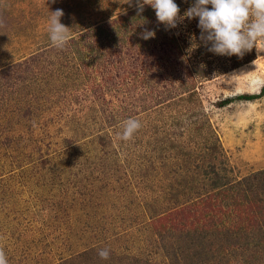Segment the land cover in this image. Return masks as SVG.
<instances>
[{
	"label": "rangeland",
	"instance_id": "1",
	"mask_svg": "<svg viewBox=\"0 0 264 264\" xmlns=\"http://www.w3.org/2000/svg\"><path fill=\"white\" fill-rule=\"evenodd\" d=\"M124 2L0 0L8 264H264V53L209 52L198 18L160 23L176 55L163 56L155 30L136 52L155 10ZM175 2L183 17L194 0ZM56 9L64 49L47 31ZM153 70L164 77L148 79ZM241 93L260 95L224 103ZM129 118L141 128L125 141ZM203 196L214 204L196 213Z\"/></svg>",
	"mask_w": 264,
	"mask_h": 264
},
{
	"label": "clouds",
	"instance_id": "2",
	"mask_svg": "<svg viewBox=\"0 0 264 264\" xmlns=\"http://www.w3.org/2000/svg\"><path fill=\"white\" fill-rule=\"evenodd\" d=\"M124 3L131 5L132 0H125ZM145 5L155 10L158 23L164 24L166 28H175L178 19L198 18L200 40L208 46L209 52L241 58L253 48L258 54L264 53V0H194L183 17L175 0H136L138 15L144 11ZM62 16V9L51 11L47 25L51 44L57 49H64L70 40V28L61 23ZM154 37L155 31L147 28L141 33V38L145 40ZM140 128L138 119L129 118L124 122L119 138L130 140ZM98 255L101 259H108L110 250L100 249ZM0 264H8L2 248Z\"/></svg>",
	"mask_w": 264,
	"mask_h": 264
},
{
	"label": "trees",
	"instance_id": "3",
	"mask_svg": "<svg viewBox=\"0 0 264 264\" xmlns=\"http://www.w3.org/2000/svg\"><path fill=\"white\" fill-rule=\"evenodd\" d=\"M155 13V12H154ZM151 14V15H149L148 16V18H149V21L148 22H146V26L148 27L147 29H149V27H152V30H155L156 31V33L158 34V37L156 36V39H157V42H159L160 44L159 45H162V53H163V56L164 57H170V56H173V55H176V54H174L173 52H174V46H175V44H176V42H174L175 40V38L174 37H171V38H169V34L165 31L166 30V28H163L162 27V24H160V23H158V21H157V17H156V14ZM160 24V25H159ZM115 25H117V24H115ZM143 25H145V24H142V22H141V28H140V31H138L139 33L138 34H141L143 31H144V27H143ZM164 26V25H163ZM165 27V26H164ZM120 28H121V25H120ZM144 28V29H143ZM108 30L109 29H107V32H108ZM111 30H114V28L112 29L111 28ZM150 30V29H149ZM115 31V34H114V36H112L109 40H110V42L111 43H113L114 45H116L117 43H116V41H117V38H118V26H116V29L114 30ZM129 28L128 29H126L125 31H124V34H129V36H133V35H131L129 32ZM136 33V32H135ZM134 37V36H133ZM132 37V38H133ZM141 37V36H140ZM170 39V41H168V47L167 46H165V48H167V49H165L163 46H164V44H165V42H163V40L162 39ZM168 39V40H169ZM133 40V39H132ZM148 40L149 39H147V40H145L144 41V43L141 41V39H138V41H135L133 44H134V46H136V52H139L140 51V48L141 47H143V46H145L146 44H147V42H148ZM117 47V46H116ZM118 49V51H120V53H121V51H122V48L120 49V47L119 48H117ZM113 51V50H112ZM131 56H129V58H130ZM137 57H138V59L137 60H139V59H141V54H139V55H137ZM95 58H97L98 59V57H95ZM124 59H127V58H125V57H123ZM84 58L82 59V62L81 63H83V65H84ZM97 63H96V67H99V68H101V67H103L104 66V64H105V66L106 65H108L106 62H104V60H102V61H97V60H95ZM132 61H134V62H136V60H129L128 59V63H130V62H132ZM98 65V66H97ZM148 77V79H151V80H160V79H162L164 76H163V73H161V71L160 70H153L152 72H150L149 73V75L147 76ZM261 94L262 93H264V85L262 86V88H261V92H260ZM259 93L258 94H249V93H241V94H238L235 98H230V99H226V100H224V103H228V102H230V101H232V100H235V99H238V100H252V99H254V98H256V97H259ZM224 190H222L221 189V191H220V189H219V187H218V190H215L214 192H216V196L217 197H219V195L223 192ZM232 196H233V193H232ZM255 197V196H254ZM257 197V196H256ZM256 197H255V202H256ZM258 198L260 199L261 198V196H258ZM206 198L203 196V197H200V199H197L196 201H194V204H195V209H196V213H197V206L198 205H201V204H203V201L205 200ZM252 200V198L249 196V197H245V199L241 202V204H245L244 203V201H247V202H250ZM211 201V199L209 200V199H206V206L207 205H209V203L210 204H214L213 202H210ZM204 205V204H203ZM208 207V206H207Z\"/></svg>",
	"mask_w": 264,
	"mask_h": 264
}]
</instances>
